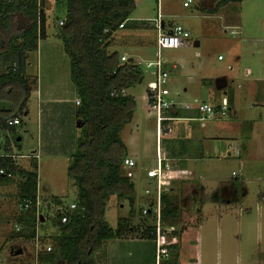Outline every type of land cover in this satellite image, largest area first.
<instances>
[{
	"label": "rangeland",
	"instance_id": "1",
	"mask_svg": "<svg viewBox=\"0 0 264 264\" xmlns=\"http://www.w3.org/2000/svg\"><path fill=\"white\" fill-rule=\"evenodd\" d=\"M63 1L44 0L43 9L48 20L49 40L45 41V37L40 39L42 44H40L38 53L37 51L32 53V65L29 68V72L35 78L38 77V86L35 84L36 82L32 86L26 109L29 113H14L22 121L17 126V132L13 133L14 140H18L19 136L22 137L21 148H15L16 154L19 155L18 163L26 168L30 167L29 158L23 156L30 155L32 148L38 150L41 156L38 167L39 200L41 212L47 216V219H41L45 222L40 227L42 229L40 230L41 241L38 253L47 250L48 246L52 247V237L59 232L58 227L53 223L55 214L60 213L62 209L68 211V207L76 203L77 200V187L68 175L69 157H50L41 149V117L48 118L46 112L42 113L41 107L46 109L49 106L55 112L65 113L67 110L64 103L48 104L43 102L39 95L45 86L41 85V79L44 78L46 86L49 85V80H52L45 69L44 59L42 61V58L45 57V43L58 41L64 47L63 41L59 37L60 21L64 22L66 17V9L62 7ZM185 1L136 0V8L132 17L136 20H157L160 14L161 19L173 21L170 22V25L174 22L181 24L190 32L191 41L188 46L163 50L167 68L171 71L169 80L171 98L183 104H197L199 101L210 100L209 94L213 87L202 82L206 83V80L214 81L216 78L226 77L231 82L230 94L233 99L235 94L236 114H234L233 105H231L227 116L222 119L208 120L206 125L208 129L216 128L219 131L223 125L232 124L235 127L238 124L240 129L238 135L233 131V134L228 137L209 138L205 143V158L195 162L197 175L192 176L190 183L177 184L175 187L176 193L171 201L172 205L174 204L178 208L177 217L169 219L162 214L161 226L163 227L162 233L167 234L169 238L174 235L178 237L179 247L169 248L170 254L164 258L165 264H183V260L189 262V258L192 255L195 256V253L183 251V244L191 238V235L197 234L201 230L205 236L204 244L208 246L204 250V256L209 262L213 261L215 239L212 234L217 236V227L223 228V256L228 255L226 246H236L238 240L245 243L249 239L252 242L250 244L256 249L261 246L264 250V0L233 2L227 7H223L219 11V15L214 16H205V12L197 7L196 0H193L190 7L184 6ZM21 16L19 15L16 19L19 21L22 19ZM147 25L144 24V27ZM149 30L143 29L140 43L137 39H127L124 36L115 38L109 51H114V48L119 52L140 48L148 50V53L136 56V59L153 57L156 51V37L152 40L150 37L154 31ZM125 31H129V29H125ZM233 31H237V33H233ZM195 41H200V44L195 45ZM56 50L58 55L53 57L54 61L59 63L61 60L59 83L71 88L75 87L71 76L69 56L64 48L58 47L53 51ZM220 55H222V59L219 57ZM37 56L39 57L38 61ZM176 62L178 68L174 69L173 63ZM150 78L151 74L145 71L143 82L131 87L129 93L135 99V112L139 118L141 137L145 141L140 147L141 152H144L142 162L156 167V117L150 111L148 100H146L147 82ZM60 89L61 87L58 86L55 96L61 94ZM224 92L228 97L229 92ZM221 93L223 94V92L214 93L215 102L218 103ZM75 95L72 94V101L67 103L71 107L74 106ZM44 96L45 94H43V98H45ZM184 116L190 115L185 114ZM250 120L254 121L253 129H248V132L244 133V136H248V138L244 141L245 147L241 150L240 156H237L233 148L239 145V136L243 134L245 122ZM130 122L126 124L127 129L130 125L133 127ZM190 123L191 125L197 124V128L202 127L195 121ZM121 134L123 140L127 144H131L127 132L122 131ZM168 135L165 131L162 134L163 146L174 141L173 137L170 138L171 136ZM186 143L190 146L189 157L193 158V161L194 158L202 155L199 152H202V148L200 150L198 147L201 145L200 140L190 138ZM47 145L44 144V147L46 148ZM229 151L231 155H229ZM135 168L123 167V174L131 177V173L136 171ZM233 171L238 173L239 180L245 181L247 197L240 198L238 194L226 191L222 195L224 204L218 205L220 191H223L221 187H224L225 190V187L232 181L224 182L216 188L217 178L231 177ZM136 175L137 199L134 204V212H132V206L128 200L116 195L111 196L107 202L105 221L120 234L105 241L103 246L108 249L109 258H113L115 250H118L117 259L123 262L122 264L136 261L155 264V240L140 239L139 234L148 223L153 225L155 230L157 229L156 187L151 188L145 185L143 181L139 180L138 172ZM18 179H15L13 183L0 185V264H41L37 260L38 254L33 240H25L18 236L13 238L12 236L18 232L17 226L21 231L23 230V226L18 222V217L22 213L18 197ZM147 188L149 193L146 192ZM58 199H61V205L57 204ZM228 200L234 202L225 203ZM152 201L153 205H151ZM167 204V202L161 204L162 211L167 207ZM145 208L152 209L147 215L150 221L140 214L141 210ZM200 222L203 227L198 230ZM130 227L133 228V231ZM123 240H130V242ZM20 248L23 249V252L16 254L15 252ZM108 256L102 250L95 253L98 264H109ZM237 258L238 255L236 256L234 252L233 260L236 261Z\"/></svg>",
	"mask_w": 264,
	"mask_h": 264
},
{
	"label": "trees",
	"instance_id": "2",
	"mask_svg": "<svg viewBox=\"0 0 264 264\" xmlns=\"http://www.w3.org/2000/svg\"><path fill=\"white\" fill-rule=\"evenodd\" d=\"M239 1L196 0V5L203 12L215 13L222 6ZM43 3L44 0H0V98L12 101L13 109L22 114L31 95V84H34L26 76L27 59L29 53L38 50L39 40L46 32ZM65 8L66 17L60 26L59 37L70 59L71 76L80 102L75 116L83 125L75 139L68 167V175L77 187V208L65 211L68 215L66 223L61 220L62 211L55 214L53 223L59 232L52 237L51 250L40 251L37 260L41 264H98L95 253L102 249L105 241L120 234L105 221L109 198L116 195L128 200L134 212L135 184L123 174L127 147L120 133L133 119L136 102L132 95L122 91L142 83L145 75L134 62H122L121 52H110L109 46L118 29L142 27L149 21L131 19L136 0H65ZM19 15L22 19L18 21ZM228 99L231 105L232 94L229 93ZM170 113L173 114L174 109ZM0 169L19 178L22 213L18 222L23 230L12 236L33 240L37 225L42 227L45 221L41 219H47L41 214L38 222L36 215L38 164L32 170H26L11 156H1ZM14 181L15 177L0 174V184ZM221 190L217 202L222 204V195L226 191L234 192L240 198L248 194L239 178ZM24 201H31L32 207L23 209ZM61 202L58 199L57 204L61 205ZM161 202L168 203L162 211L163 216L176 218L178 208L172 205L166 190L162 192ZM148 209L147 214H143V209L140 214L150 221L147 215L152 209ZM130 229L133 231L132 227ZM139 236L140 239H155V227L148 223Z\"/></svg>",
	"mask_w": 264,
	"mask_h": 264
},
{
	"label": "crops",
	"instance_id": "3",
	"mask_svg": "<svg viewBox=\"0 0 264 264\" xmlns=\"http://www.w3.org/2000/svg\"><path fill=\"white\" fill-rule=\"evenodd\" d=\"M159 2V0H158ZM194 2V1H193ZM233 3V2H231ZM231 3L222 6L217 12L215 13H208L205 12V16H214V15H219V11L223 8V7H227L228 5H230ZM191 6V5H190ZM189 6V7H190ZM62 7L65 8V0L63 1V5ZM66 9V8H65ZM159 12H160V3H159ZM163 12V9H162ZM231 12L233 13V10H231ZM131 19H134L132 17L131 14ZM143 20H147V19H143ZM164 20V19H163ZM148 25L147 26H142V27H138V28H120L117 31L114 32L112 38H111V42H110V46L111 43L114 42L115 38H118L119 36L121 37H125L127 39H137V41L140 43V40L143 37V29L147 28L150 29L151 31H154L152 33V37H150L152 40H154V38L157 36V31H156V27H155V22L156 20H152V19H148ZM164 22L168 25L170 24V20H167ZM175 24V22L173 23ZM48 20L46 19V32H45V41H48V36H49V32H48ZM228 27V26H226ZM236 27V26H233ZM125 29H129V31H125ZM149 30V31H150ZM56 40V39H55ZM155 42H156V38H155ZM197 41H195L196 43ZM40 44H42V42L40 43L39 40V44H38V50L37 53L40 49ZM63 44V43H62ZM200 44V41H199ZM64 45V44H63ZM45 57L42 58V61L44 59V64L46 65V70L48 71V73L50 74V77L52 80H49V85L46 86V83H44V78L41 79V85H45L43 87V90L41 91V98L43 99V102H47L48 104H52V103H64L67 107V110L64 112H55L54 109H52L51 107L47 106L46 109H44L43 107H41L42 113L46 112V117H48L47 119L43 117L41 120V149L43 151H45L47 153V155H49L50 157H63V156H67L69 157L71 152L74 150V142L75 139L79 136L80 133V128L78 127V125H76V116H75V111L78 107V103L77 100L78 99V94H77V90L76 87H69L67 85H64L63 83H59V74L61 72V65L60 62L61 60H59L60 62L58 63V61H54L55 59L53 58L54 56L58 55V51L56 50L55 52L53 51L54 49H58L59 48H64L61 43H58V41H52L51 43L47 42L45 43ZM109 46V48H110ZM116 50V48H114V51ZM135 50H140V48H136ZM65 51V50H64ZM36 52V51H35ZM32 53H29L28 59H27V66H26V76L29 77L30 82L34 81L36 82L35 84H37L38 86V77L36 76V78L34 77L33 74H31L29 72V68L32 65L31 59H32ZM39 60V57L37 56V61ZM56 65H55V64ZM173 68H178V63H173ZM58 83V84H57ZM205 85H208L209 87H213V90H211L212 92L209 94L210 100H204V101H208L211 103H217L214 101L215 98V92H223V94L221 93V98L219 99V101L224 97L227 96L225 95L226 93H230V88H231V82L229 81L228 78L226 77H219L216 78L214 81L212 80H206V83H204V81L202 82ZM57 84V85H56ZM56 85V86H54ZM32 86L33 84H31V91H32ZM58 86L61 87V94L59 96H55V91H58ZM129 89H126V94H129ZM201 91V90H200ZM43 94H45V98H43ZM75 95V100H74V106L71 107L69 106L67 103L72 101L71 99V95ZM54 97V98H53ZM206 98V97H205ZM147 100V99H146ZM57 101V102H55ZM218 101V103H219ZM148 104V103H147ZM189 105H191V108H183L182 105H185L182 103L179 104V108H176L174 110V114H176L178 111H180V114H176L184 119H179V120H174L169 122V126L171 127V131L167 132L168 136H171L170 138L173 137L172 140L174 141H170L169 143H166V146L162 145V135L161 137H158L157 131H156V154L158 151V144L160 146V152H161V156L164 158V163H167L168 166V170H167V174H169L170 176H174L175 173H173V171H183V170H187L189 172H191V176L188 177H180L178 176L177 178L171 179L169 181V183H166L167 185H165V189H163V191L166 190V193H168V196L171 198H174L176 191L174 189H176L175 187L177 186V184H188L192 181V176L193 175H197V166L195 165V162L200 161L201 159L205 158V143L209 140V138H221V137H228L229 135L233 134V131H235V134L238 135L239 132L238 130L240 129V125H236L234 127V125H223L219 128V131H217V129H208V126H202L197 128V124L195 125H191L190 122H197L200 124L199 121H197L195 118H197V116L199 115L198 110L195 108L196 107V103H187ZM63 105V106H65ZM231 105H233V110H234V114H236L235 111V94H234V100L231 103ZM14 103L8 99H1L0 98V157L1 156H11L15 163L17 165H19L20 167H22L23 169L26 170H32L33 166L35 164H38L39 167V158L41 157L39 154V158L36 159L34 158L31 154L33 152L36 151L35 148H32V152L31 154L27 155V156H23L26 158H29L30 160V167L26 168L24 166H22L21 164L18 163V154H16L15 152V148H21V141H22V137H18V140H14L13 138V133L17 132V126L20 125H15L13 126L14 128H10L11 126L7 125L5 120L8 117H11L16 111L15 109H13ZM149 106V105H148ZM181 106V107H180ZM232 107V106H231ZM27 109V108H26ZM47 109H49V112H47ZM29 111L25 110L24 114H28ZM137 112H134V116L132 121L130 122V124H133V127H131V125L129 126V129H127L126 127H128L127 125L122 129V131H126L127 132V136L129 137V141L131 144H127L122 137V131L120 133L121 138L124 142V144L127 147V157L132 158L136 161V165H135V169L136 171L134 173H131V180L134 182L135 184V190H136V179L137 175L136 172H138L139 174V180L143 181V183L147 186H150L151 188H155L156 187V182L155 179H152L150 177H148V171L152 168H155V166L153 165H148L143 161L142 157L144 155V152L140 150V147L143 143H145L144 139H142L141 137V129H140V124H139V118H137L136 116ZM185 114H188L190 116L186 117L184 116ZM186 122V123H185ZM45 123V126H44ZM246 125L244 128V130L242 131L243 134H241L239 137V148H240V153L238 156H240L241 154V150L245 147V142L248 138V136H244V133L248 132V129H253V125H254V121L250 120V121H246L245 122ZM244 123V124H245ZM201 126V124H200ZM135 128V130H134ZM202 128V129H200ZM207 128V129H206ZM130 131V132H129ZM79 132V133H78ZM193 138V139H198L200 140L201 145L198 146L201 150L202 148V152L199 151L200 153H202L201 156H199L198 158H194L195 160L193 161V158L189 157V151H190V146L187 145V141L188 139ZM170 140V139H169ZM202 140V141H201ZM44 144H48L46 146V148L44 147ZM48 147V148H47ZM229 155H231L230 151H229ZM202 157V158H201ZM69 161H70V157H69ZM234 172V171H233ZM134 175H136V177H134ZM127 176V174H126ZM15 177V176H13ZM10 177V178H13ZM18 177H15V179H17ZM238 179V173L236 175H234L232 173L231 177H218L217 181H218V185L216 186V188L218 186H220L221 184H223L224 182H228V181H232V179ZM243 184H246L245 181L243 182ZM3 185V184H0ZM38 189H39V183H38ZM148 189V188H147ZM146 189V190H147ZM38 195H39V190H38ZM236 195V193H235ZM145 197V196H144ZM247 197V195L245 196V198ZM143 198V197H142ZM136 199H137V191H136ZM234 201H228L227 203H233ZM197 204V203H195ZM218 205H223L222 202L221 203H217ZM203 227L202 223L200 222L199 224V228L198 230H200ZM199 232V231H198ZM223 228L221 227H217V236L214 235V233L212 234L214 236L215 239V244L213 245V252H215L214 254V258L213 261H208L205 256H204V250L206 249V247L204 244V234L201 230V232L191 235V238L184 242L183 244V251H187V252H191V253H195V256L192 255L189 258V262H186L185 260H183V264H264V250L263 248L260 246L259 249H256L252 244L249 239L247 242L242 243L240 240L237 241V245L234 246L232 245L231 247H227L226 246V251H228V255L227 256H223L224 253V244H223ZM219 234V235H218ZM176 237V240L174 241V246L179 247V241H178V237ZM219 239V241H218ZM123 241H129L130 240H123ZM177 242V243H176ZM252 245V246H251ZM176 249V248H175ZM102 252L105 255H109L108 253V249L104 248V246L102 247ZM99 251V250H98ZM234 252L235 255H238V258L236 261L233 260L234 258ZM114 254V253H113ZM113 258H109V264H122L123 262L119 261L117 259L118 257V250H115V255H113ZM226 258V259H225ZM151 262H131L130 264H148Z\"/></svg>",
	"mask_w": 264,
	"mask_h": 264
},
{
	"label": "built area",
	"instance_id": "4",
	"mask_svg": "<svg viewBox=\"0 0 264 264\" xmlns=\"http://www.w3.org/2000/svg\"><path fill=\"white\" fill-rule=\"evenodd\" d=\"M193 3V0H186L184 2L185 7H189ZM40 23V22H39ZM60 24H63V20L60 21ZM156 51L154 56L146 59H136V56L144 55L148 53L146 49L135 50L131 49L130 51H122L121 52V61L122 62H134L136 65L140 66L144 72L148 71L151 74L150 80L147 82V100L150 111L155 114L156 117V131L158 137H161L163 132L171 131V127L169 126V122L179 119H184L176 114H171V110H175L179 108V104L182 105L181 102L175 101L171 98V90L169 87V80L171 71L167 68V62L163 57L164 49H174L185 47L190 44L191 34L190 32L181 24L175 23L173 25H167L163 19H161L160 14L158 19L156 20ZM237 33V31H233V33ZM221 59L222 55L219 56ZM132 60V61H131ZM123 94H126V90L122 91ZM79 104V100H77ZM181 107V106H180ZM183 108H191L192 106L189 104L182 105ZM198 110L199 115L195 118L200 122L201 126H206L208 120L211 119H222L228 115L229 110H231V105L227 96H224L219 103H211L208 101H199L195 107ZM7 125L15 126L21 123V119L19 117H11L6 120ZM167 133V132H166ZM158 151L156 154L157 157V166L148 171V177L155 179L156 181V263L155 264H165L164 258L169 256L170 247L174 246V241L176 240L175 235L172 237H168L167 234H163V227L161 226L162 220V202L161 195L163 189H165L166 183H169L171 179L177 178L178 176H191V172L187 170L183 171H173L175 173L174 176H167L168 164L164 163V158L161 156L160 146L158 144ZM233 151L238 156L240 153L239 145L233 148ZM34 158H39V152L36 150L31 154ZM136 162L129 158L125 157L123 161V167L125 168H134ZM0 174L7 175L8 177H13L12 173H7L4 169H0ZM234 175L237 173L234 171ZM147 193L150 191L147 189ZM32 207L31 201H24L22 204L23 209H29ZM77 208V204L73 203L68 207L69 211H72ZM150 211L148 208L143 210L144 214H147ZM62 222L66 223L68 221V215L62 209ZM40 209V200L39 197L36 201V215L38 217L37 221L39 222V217L41 216ZM38 224V223H37ZM20 230L19 226H17V231ZM172 232V231H171ZM165 240V241H164ZM35 242L36 252L38 254L39 244L41 241L40 236V227L37 225L35 237L33 239ZM51 250V246L47 247V251Z\"/></svg>",
	"mask_w": 264,
	"mask_h": 264
},
{
	"label": "water",
	"instance_id": "5",
	"mask_svg": "<svg viewBox=\"0 0 264 264\" xmlns=\"http://www.w3.org/2000/svg\"><path fill=\"white\" fill-rule=\"evenodd\" d=\"M195 45H199V42L197 41V42L195 43ZM131 61H132V60H131ZM77 125H78L79 128H81V127L83 126L79 120L77 121ZM42 220H44V219L42 218ZM22 252H23V249L20 248V249H18L15 253H16V254H20V253H22Z\"/></svg>",
	"mask_w": 264,
	"mask_h": 264
}]
</instances>
